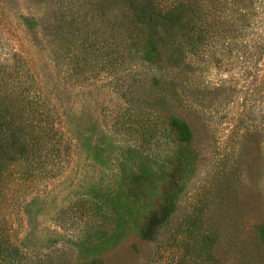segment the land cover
<instances>
[{
  "label": "rangeland",
  "instance_id": "obj_1",
  "mask_svg": "<svg viewBox=\"0 0 264 264\" xmlns=\"http://www.w3.org/2000/svg\"><path fill=\"white\" fill-rule=\"evenodd\" d=\"M45 1L0 0V82L19 96L45 91L63 113L62 144L44 150L28 183L14 188L19 204L13 235L27 264H149L157 254L161 264L173 255L202 262L213 257L209 227L217 216L222 219L220 212L234 237L264 236V152L249 142L239 171L231 152L236 144L224 143L230 130L224 120L209 127L210 137L200 129L193 143L182 129L135 125L126 131L118 120L128 106L129 78L101 73L79 80L56 73L42 31L28 23L45 11ZM231 75L238 79L232 72L219 76ZM226 169L235 175L221 204L211 187L227 179ZM165 210L170 223L162 225L160 243L145 238L152 214Z\"/></svg>",
  "mask_w": 264,
  "mask_h": 264
},
{
  "label": "trees",
  "instance_id": "obj_2",
  "mask_svg": "<svg viewBox=\"0 0 264 264\" xmlns=\"http://www.w3.org/2000/svg\"><path fill=\"white\" fill-rule=\"evenodd\" d=\"M45 3V11L40 9L28 23L34 21L42 31L56 73L64 71L79 80L101 73L129 78L124 92L128 106L118 120L126 131L135 125L182 129L193 143L200 139V129L210 137L209 127L224 120L230 129L224 143L236 144L237 150L231 152L239 160V171L249 142L264 152V0ZM231 72L238 79L219 76ZM214 75L218 78L212 81ZM9 86L1 80L0 264H27L13 235L17 218L13 212L19 204L14 188L28 183L26 178L44 150L62 144L58 118L63 113L45 91L19 96L6 91ZM14 86L18 87L15 82ZM157 103L164 111L161 114L156 112ZM223 173L229 174L227 179L211 187L221 204L231 189L228 180L235 175L228 169ZM88 205L91 210L93 202L88 200ZM219 215L222 219L217 216L209 227L211 259L194 262L173 255L164 264H264V236L234 237ZM169 217V210L155 211L143 232L145 238L159 242L160 229L170 223ZM82 238L81 242L89 241ZM232 250L238 252L236 257ZM162 258L157 254L149 264H161ZM82 264H97V259Z\"/></svg>",
  "mask_w": 264,
  "mask_h": 264
}]
</instances>
